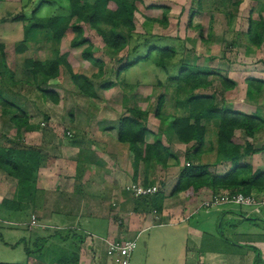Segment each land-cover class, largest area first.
<instances>
[{"label": "rangeland", "instance_id": "374dc122", "mask_svg": "<svg viewBox=\"0 0 264 264\" xmlns=\"http://www.w3.org/2000/svg\"><path fill=\"white\" fill-rule=\"evenodd\" d=\"M68 1L8 0L6 3L0 0V45H3L5 49L4 53H0V71L5 72L4 64L8 70L7 65H18V67H15L21 69V65H25L26 60L29 59L40 62L51 60L55 57V51L59 50L60 56L64 57L66 62L72 66L73 74L79 77L87 76L91 79L94 84H83L84 86L91 85L95 93L94 98L100 96V101L93 102L89 100L90 96L80 91L73 82L69 71L61 66L59 68L60 77L50 80L43 87V89L52 91L56 95L57 102L49 99L50 97H44V94L35 86V83H30L31 90H28L31 91L29 97L33 95L32 103L29 105L24 103V106L26 105V108L29 109V115L33 122L37 124V129L33 134L24 133L21 135V142H17L15 132L9 133L7 138H11L13 145L22 143L21 145L24 147H43L44 155L47 158H62V152L59 151L58 145H62L63 141H67V132L72 133L73 136L68 140L70 145L74 143L75 138L85 145L88 140L93 141L91 121L95 113H92L91 110L96 109L113 115L116 122L121 116L128 115L125 112L126 108H124L127 106L121 107L123 104L121 100L125 95H128L129 99H134V95H136V105L139 104L143 109L150 111L152 115L151 121L148 123L150 129L151 127L155 128L153 123H159L155 121L154 114L161 99H163L161 115L164 122L186 115L185 109L177 104L178 98L186 99L187 96L180 88L179 83L176 82L183 65L207 68L212 73L207 77L209 81H212V85L209 88L197 91V95L215 94L216 102L221 108L238 109L247 114L264 115V87L261 88V92H255L252 96L249 95L250 86L255 91L259 86V82H264V44L261 48L252 47L249 44L248 37L245 36L249 31L251 20L259 22L260 19H264L259 14L262 5H264V0H252V2L255 1V4L251 7L250 19L248 18L250 8H248V12H243L242 17L243 19L248 18V23L246 20L240 19L230 27L228 16L234 10L235 0H208L205 2L207 13L200 15L193 22L194 28L186 27L188 24L186 14L179 16L182 8L189 9L191 7L192 0L169 1L173 3V11L169 13L171 16L168 19L179 20V23L174 22V24H170V27L168 25V29L163 28L161 22L167 21L164 13L167 6L164 7V5H169V3L157 2L161 3L162 6L154 8L150 5L152 2L149 0H134L137 8L136 29L129 40V45L123 51H114L106 47L95 30L87 24H81L84 37L94 47L95 57L102 60L106 65L104 69L106 75L100 79H97L99 77V67L84 60L82 56L85 47H72L71 44L76 37V33L71 29L59 44L53 41L52 36L45 31L38 32L35 35L31 34L28 42H25V27L31 25L34 19L69 15V11H67ZM87 1L94 2V0ZM40 9L41 11H38ZM221 9L226 14L216 16L211 21V11ZM210 26L212 29L209 31ZM244 32L245 35L242 34ZM23 44L27 47L24 52L19 49ZM158 49H173L177 53H174L175 55L171 59H168V57L162 58ZM2 58H4L3 61ZM141 59L146 60L141 61ZM126 65H131L130 67L133 68L121 69ZM14 66H12V69ZM94 76L97 78H94ZM21 78L23 81L27 78L31 81L30 71H26V76L23 74ZM225 80L233 83V87L225 88L223 85ZM251 80L256 81V83L249 86ZM115 82L121 85L122 90L115 89L110 93H106L107 90L104 87L109 84L113 85ZM7 86L13 88V85L6 81L5 91L8 90ZM12 99L17 101L15 96ZM202 124L206 127V149L210 145H216L217 148L216 135L219 129V121L217 119L210 122L202 121ZM3 126L4 123L0 119L1 147L6 146V140L1 137ZM243 140L241 138L239 142ZM173 152L176 162H179L183 168L187 166L184 148L175 147ZM216 159V155L212 154L207 160L208 164H214ZM52 169V171L50 169L47 171L46 177L49 179H45L44 184L40 185V190H38L37 211L29 213L25 220L29 223L32 216L39 220L37 226L25 225L27 233L32 239L29 240V246L26 247L31 255L40 253V262L44 264H74V259L79 257L81 249L85 247V243L83 244L82 241L85 240L87 234L79 229L68 228L76 223V219L72 215L63 214V222H57L54 213L56 206L63 203L67 207L75 203L80 205L79 208L84 209L85 213L79 211L77 217H84L86 214V217L92 218L91 227L86 229L95 232L99 236H103L106 232L103 225L100 224L101 221L117 222V219L120 220V216L113 213L123 208L119 205L120 196L103 192L92 198H84L83 194H79L77 184L71 181H63L62 185L59 186L62 187L61 190H56L57 177L54 176L58 174L59 166ZM48 181H50V184L47 183ZM1 182L0 195L9 191V184L11 183ZM96 191L97 188L95 187L89 193H97ZM77 195L80 198L76 197ZM1 197L0 200L4 196ZM122 201H124V205L132 208L137 200L126 197ZM151 208H147L148 212H153ZM141 210H144V206ZM208 211V213L207 210L201 211L187 223L177 226L160 228L153 225L152 228V225H150L149 229L143 232L137 240L135 256L144 252V256L148 257L146 264H195V258H199V255L197 253L196 255L194 253L193 255L188 254L186 252L187 247L195 249V251L199 246L203 250L222 248L226 251L234 249L231 245L235 244L234 242L246 240L245 236H237L235 232H231L228 229V223L223 222L222 227H220L222 216H218L220 214H218L217 209ZM187 214H191V211ZM217 216L218 222L216 223L214 217ZM256 216V218L264 221V208H262V214ZM188 226L195 227V231L205 235L200 244L198 234L194 232L188 234ZM6 227L7 225L4 226V229L2 228L3 230H0L6 242L15 235L20 236L23 233V231H20V234L12 235L11 230H9L10 227ZM223 232L227 233L226 238L220 237L219 234ZM244 232H246V229H244ZM14 233H16V230H14ZM37 237H39L40 243L35 245ZM81 239L83 240L81 241ZM145 242L148 244L147 247L144 245ZM196 242L197 246L195 245ZM23 255L24 250L22 248L18 250L7 249L6 246L0 243V264L20 262ZM98 256L100 261L98 264H108L105 251H99Z\"/></svg>", "mask_w": 264, "mask_h": 264}, {"label": "crops", "instance_id": "0c3cea01", "mask_svg": "<svg viewBox=\"0 0 264 264\" xmlns=\"http://www.w3.org/2000/svg\"><path fill=\"white\" fill-rule=\"evenodd\" d=\"M4 2H8V0H3ZM152 3L150 4L154 8H160L162 6L161 3L157 2H167L169 5L166 9H164L165 16L167 17V21L165 20L161 24L163 28L170 27V24L179 23V20H170V12L173 11V0H149ZM208 0H192L190 5L191 7L185 8L180 11V14H186V19L188 20V24L186 25L187 28H194L193 22L200 16L207 13L205 8V2ZM212 1V0H211ZM259 1V0H258ZM255 2V1H254ZM252 0H235L234 1V10L232 13H229L228 16V24L233 25L235 22L241 20H248L251 17V7L253 4ZM69 3V1H68ZM161 4V5H160ZM217 4V3H216ZM215 5V4H214ZM255 6V5H254ZM171 8V9H170ZM249 9V16L247 19H243V12H248ZM42 9V8H41ZM38 10V11H41ZM69 11V7L67 8ZM210 13V12H209ZM137 14V13H136ZM226 13L223 9L221 10H213L211 11V21L214 20L216 16L222 15L224 16ZM264 18V5H262L260 9V13ZM136 17V16H135ZM181 18H183L181 16ZM264 20V19H263ZM169 22V24H168ZM186 24V21H185ZM160 25V23H159ZM169 25V26H168ZM168 26V27H167ZM211 26L209 27V31L211 30ZM248 33V32H247ZM245 35V32L242 33ZM241 34V36H243ZM247 36V34L245 35ZM244 37V36H243ZM25 38V37H24ZM24 40V39H23ZM253 47V46H252ZM175 53H177L175 51ZM24 55V54H23ZM7 65L9 70L14 73V84L13 88L11 87V92L15 94V98H17V102L21 105L23 111L26 113L28 117V125L22 128H17L14 124L13 118L15 113L5 114L2 111V106L0 103V119L3 121L4 126L2 128L1 137L4 138L6 141V146L4 148H9L13 146V141L9 137V133L15 132L17 135V142H21L20 136L24 133H34L37 129V124L33 122V119L29 115V109L24 106V103L29 105L32 103V96L31 95V85L30 83L34 82V76L31 69H27L25 65H21V69H17L18 65ZM71 68L72 66L69 65ZM93 66V65H91ZM183 66H191V65H183ZM182 66V67H183ZM64 67V66H62ZM106 67V65H105ZM135 67V66H134ZM181 67V68H182ZM198 67V66H193ZM67 69L66 67H64ZM133 67H130L131 69ZM203 68V67H200ZM15 69V70H14ZM26 71H30L31 74V81L29 78L23 81L21 78L23 74L26 76ZM2 72V71H1ZM4 73V72H2ZM104 71V75L99 76L98 78L94 76V78L100 79L103 78L106 74ZM61 75V73H60ZM60 77V76H59ZM87 77V76H85ZM89 78V77H87ZM58 79V78H57ZM89 83L94 84L91 82L89 78ZM121 81V80H120ZM35 86H37L35 84ZM120 84L115 82L112 85V88L105 89L107 90L106 93H110L115 89H121ZM44 87V86H42ZM30 89V90H28ZM205 88L198 89L202 90ZM122 90V89H121ZM196 91V92H197ZM197 95V94H196ZM206 95V94H203ZM213 95V94H212ZM200 96V95H199ZM45 97V95H44ZM128 95H125L121 102L124 107L125 112L128 113L130 109H139L147 114L146 125L151 134L146 137V142L148 144H153L155 140L161 141L162 145L171 150L172 157L167 160L166 166L164 167L162 164H157L156 162H151L150 164L141 163L138 168V176H135V167L134 161L135 157L134 154L131 152L129 147L125 144H122L118 141V132H119V125L120 120L128 116L127 114L118 118L116 122L113 115L106 114L103 111L99 110H91L92 113H95L93 116V120L91 121L92 125V142L90 140L87 141L86 145L83 142H80L78 139H74V143L70 145L68 140L72 137H66L67 141H63V144L58 145L59 151L62 152V158H47L44 155L43 147H36L39 150L41 155V160L39 163V168L36 174L35 180L32 181V186L30 193L27 194L23 188L19 184V180L9 176L8 173L0 169V182L6 181L11 182V186L9 184V191L5 194H1L4 196L3 199L0 200V230L4 229V226L10 227L11 234L15 235L18 234L20 231H23L20 236L15 235L11 240L5 241L3 235L0 233V243L3 246H6L7 249L18 250L22 248L24 250L23 258L20 262L12 263V264H44L40 262L41 257L40 253L31 255V252L27 250L26 246H29V240H32L27 233L26 226L28 224L32 225L33 217L31 218V223L25 222L28 214L32 211H37V198L38 190H40V185L44 184L45 179L48 180L49 178L46 177L47 171H52L54 167L59 166L58 174L54 177H57V189L61 188L59 186L62 185L63 181H71L77 184V190L79 194H83L84 198H92L95 195L107 192L108 194L120 196V204L122 206V210L120 209L118 212H114L113 214L119 215L120 220L117 219V222H104L101 221L100 224L103 225V228L106 230L103 236H99L95 232L88 231L89 227H91V223L93 219L90 217L78 216L77 213L80 211L85 210L79 208L80 205L77 203L75 204H60L57 205L55 208V220L59 223H62L64 220L63 214L72 215L76 219V223L72 227L73 230L79 229L87 234L85 240L81 239L82 243H85V247L81 249L79 257L75 258L73 263L74 264H98L99 251L106 252V240H118V241H126V240H133L136 237H139L143 232L147 231L152 225L158 227L164 226H177L179 224H185L190 221L193 216L204 211L205 209L201 207L202 203L206 200H209L208 191H201L203 194L200 199L193 203H189L186 199L184 193L175 194V189L178 186L180 175L182 170L184 169L183 166L181 167L179 162H176L174 159V152L173 148L179 147L184 148L185 150V157L188 151L193 152L197 145L195 143L185 145L180 143L175 136V133L172 130L171 123L173 120H168L167 122L157 118L156 112L154 114L155 121L159 123H153L155 128L150 129L148 123L150 118L152 117L150 111L143 109L139 104L136 105V95H134V99H129ZM48 98V97H46ZM100 96L98 98L89 97L91 101H100ZM19 99V100H18ZM51 99V98H49ZM129 99V102L127 101ZM53 100V99H52ZM54 101V100H53ZM57 102V101H55ZM97 109H99L97 107ZM157 111V110H156ZM255 114V113H254ZM18 115H20L18 113ZM264 118V115H260ZM171 122V123H170ZM39 133V130L37 131ZM68 133V132H67ZM243 138H245L243 140ZM242 142L241 144H245L249 142L257 154L252 156H246L243 158V162L251 165L256 171L258 168L264 169V128L257 132L253 138H246L245 135H242ZM22 143H20L21 145ZM31 147V146H29ZM35 148V147H33ZM216 145H210L208 149H206L205 145L202 147V154L199 156V161L202 164H208L209 156L212 154L216 155ZM46 154V153H45ZM217 158V155H216ZM170 160V161H169ZM187 161V160H186ZM175 165H172V164ZM188 164V162H186ZM68 167L69 169H67ZM232 170V165L230 163L224 162L217 166L216 174L217 176H225ZM2 179V180H1ZM147 181L148 186H158L159 192L152 196L151 198L146 199H136L135 205L132 208L124 205L122 200L126 197H132L130 194H127L124 188L132 183V182H139L144 183ZM3 183V182H1ZM50 184V181L47 182ZM54 184V183H53ZM97 188V193H89L90 190ZM82 191V192H81ZM87 192V193H86ZM223 192L220 190L218 194ZM3 193V192H2ZM74 195L73 193H71ZM251 194L255 195L258 199L264 200V189L257 190L253 189ZM85 195V196H84ZM87 196V197H86ZM76 197L80 198L79 195ZM82 197V198H83ZM2 198V197H1ZM133 198V197H132ZM209 198V199H208ZM135 199V198H134ZM154 203L160 206L161 210H156L158 213V219L155 218L152 211L148 212V207L154 208L152 206ZM115 205V204H114ZM144 206V210L141 208ZM218 211V216H222L220 227H222L223 222L228 223V229L232 232H235L237 236H245L246 240H238L239 242H234L235 244H231L234 249L224 251L222 248H212L209 250H203L200 248L195 251V249L188 248L186 252L188 254L199 255V258H195V264H264V221L256 218V214L249 208L239 207L235 205H228L223 206L220 208H216ZM154 210V209H153ZM191 211V214H187ZM87 212V211H86ZM90 212V211H89ZM209 211L207 210V213ZM74 213V215H73ZM218 216L214 217L215 222H218ZM71 218V217H70ZM29 219V218H28ZM37 224L39 220L36 219ZM100 222V221H99ZM154 223V224H153ZM6 224V225H5ZM99 224V223H98ZM99 224V225H100ZM26 225V226H25ZM98 225V226H99ZM154 225V226H153ZM6 227V228H7ZM62 227V226H61ZM64 227V226H63ZM3 228V229H2ZM87 228V229H86ZM156 228V227H155ZM40 229V228H39ZM188 234L194 232L198 234V242L199 244L204 239V234L201 232L195 231V227L188 226ZM244 229L246 232L243 233ZM16 230V233H14ZM42 230V229H41ZM241 230V232H240ZM89 234V235H88ZM220 237L226 238L227 233L223 232L219 234ZM60 236V235H57ZM21 237V238H18ZM40 237V236H39ZM36 239V243H40V239ZM95 241L94 240V238ZM97 237V239H96ZM43 238V237H42ZM145 247H147V242L144 243ZM197 246V242L195 244ZM145 250V249H144ZM193 251V252H192ZM136 251L134 252L132 264H146L147 256H144V252H141V255L135 256ZM108 264L109 260H108Z\"/></svg>", "mask_w": 264, "mask_h": 264}, {"label": "trees", "instance_id": "16d2710c", "mask_svg": "<svg viewBox=\"0 0 264 264\" xmlns=\"http://www.w3.org/2000/svg\"><path fill=\"white\" fill-rule=\"evenodd\" d=\"M136 13L137 8L134 0H94L93 3L87 0H69V15L34 19L31 25L25 27V42H28L31 34L35 35L45 31L52 36L53 41L59 44L71 29L76 33L71 44L72 47H85L82 54L84 60L99 67L98 76H102L104 75L105 63L95 57L94 47L84 37L81 24H87L95 30L106 47L114 51H123L129 45V40L136 29ZM246 37H248L251 46L261 48L264 44V20L260 19L259 22L251 20ZM24 45L19 48L22 52L27 50ZM4 50V46L0 45L1 54L4 53ZM158 50L162 58L171 59L175 55L173 49ZM3 60L4 58H2ZM25 66L32 70L37 88L45 97H50L54 101H57L56 95L52 91L43 89L42 86L59 77L61 66L67 68L73 82L81 92L87 96L95 97L93 87L91 85L84 86V84L89 83V79L73 74L72 68L64 57L60 56L59 50L55 51V57L51 60L40 62L29 59L26 60ZM130 66L126 65L121 69L126 70ZM4 70V73L0 71L2 111L5 114L15 113L13 121L15 126L20 129L28 125V117L21 105L12 99L15 96L10 89L12 86H7L8 90H4L6 81L14 84V76L5 64ZM209 75L212 73L207 68L183 66L176 78L180 88L187 94L186 99L178 98L177 100V104L185 109L186 115L175 117L171 127L180 143L185 145L195 143L197 145L193 152H187L186 160L189 165L182 170L178 186L175 189V194L184 193L189 203L202 198L201 191L203 190L208 191L210 193L209 198H211L217 195L220 190L250 195L253 189H264V169L258 168L254 171L251 165L243 162L244 157L257 154V151L249 142L245 144L239 142L243 134L246 138H253L257 132L263 129L264 118L258 114H247L238 109L221 108L216 102L215 94L196 95L198 89L209 88L212 85V81L207 78ZM249 82V86L256 83L254 80ZM223 85L229 89L234 84L225 80ZM262 87H264L262 81L259 82L255 91L250 86L249 95L252 96L255 92H261ZM104 88L110 89L112 85H106ZM162 105L163 99L160 100L156 111L157 118L161 120H163ZM128 114L120 120L118 141L127 145L134 154L136 178L141 163L156 162L165 167L168 158L172 157L171 150L164 147L161 141L157 139L153 144L146 142V137L151 134L146 125L147 114L139 109H130ZM215 119L219 121V129L216 135L217 159L214 164H202L199 161V156L202 154V147L206 143V127L202 121L210 122ZM40 160L41 155L36 148L24 147L19 144L9 148L0 146V169L8 173L9 176L18 179L20 186L27 194H31L32 181L36 178ZM224 162L230 163L233 168L227 175L217 176V166ZM148 184L146 181L144 185L148 186ZM146 199L148 198L144 200L146 201ZM152 206L155 207L151 209L161 210L156 203Z\"/></svg>", "mask_w": 264, "mask_h": 264}, {"label": "built area", "instance_id": "2783aa9c", "mask_svg": "<svg viewBox=\"0 0 264 264\" xmlns=\"http://www.w3.org/2000/svg\"><path fill=\"white\" fill-rule=\"evenodd\" d=\"M69 137L72 133L68 132ZM189 164H187L188 166ZM127 194H130L135 199L151 198L159 192L158 186H145L142 183L132 182L124 188ZM235 205L239 207L249 208L256 214H261L264 208V200L258 199L255 195H244L241 192L223 191L220 194L213 196L211 199L202 203L201 207L205 210L220 208L223 206ZM153 214L158 219V213L153 210ZM32 225L37 226L36 217H33ZM136 237L133 240L118 241L106 240V254L110 264H132L134 252L137 249Z\"/></svg>", "mask_w": 264, "mask_h": 264}]
</instances>
